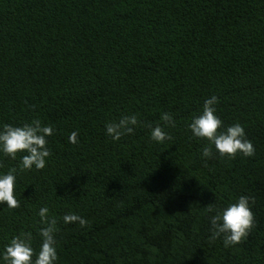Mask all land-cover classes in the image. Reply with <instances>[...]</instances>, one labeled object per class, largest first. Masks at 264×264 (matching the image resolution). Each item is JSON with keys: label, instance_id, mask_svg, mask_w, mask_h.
I'll return each instance as SVG.
<instances>
[{"label": "trees", "instance_id": "1", "mask_svg": "<svg viewBox=\"0 0 264 264\" xmlns=\"http://www.w3.org/2000/svg\"><path fill=\"white\" fill-rule=\"evenodd\" d=\"M212 95L252 157L202 159L188 124ZM163 113L175 127L156 143ZM132 114L133 135H105ZM34 119L54 127L52 155L39 171L0 155L19 202L0 205V249L30 231L38 251L47 206L57 264H264V0H0V124ZM241 195L255 200L246 239L210 240L206 207Z\"/></svg>", "mask_w": 264, "mask_h": 264}, {"label": "clouds", "instance_id": "2", "mask_svg": "<svg viewBox=\"0 0 264 264\" xmlns=\"http://www.w3.org/2000/svg\"><path fill=\"white\" fill-rule=\"evenodd\" d=\"M218 97L212 95L204 101L201 112L192 117L188 129L192 136L206 140L208 143L201 149L202 159L208 160L214 154L225 158L236 155L252 157L255 153L252 142L247 138L244 126L239 122L225 126L218 115ZM163 125L151 127L150 137L156 143L170 141L172 137L165 130L174 128L175 120L169 113L160 117ZM136 114L122 116L119 120L105 123V135L113 142L120 141L125 136H131L140 126ZM55 129L51 124H43L39 119L25 122L19 126L0 124V155L17 159L21 171L43 170L52 155L48 147V139L54 135ZM78 132H72L69 142L78 143ZM17 168H11L6 173L0 172V205L10 209L17 208L19 202L15 195ZM253 197L241 195L234 203L223 208H216L214 204L206 207L210 224V240L222 239L225 247L239 245L248 236L254 224L252 205ZM40 247L36 251L33 247V234L22 231L13 236L0 249V264H57V223L58 218L50 214V209L43 206L39 209ZM64 224H79L81 228L87 225V220L76 213H67L59 218Z\"/></svg>", "mask_w": 264, "mask_h": 264}]
</instances>
